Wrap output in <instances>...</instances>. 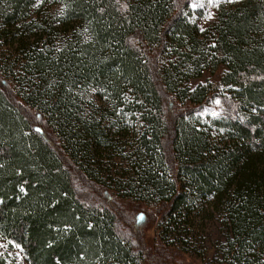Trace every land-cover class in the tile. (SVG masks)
<instances>
[{
	"label": "trees",
	"instance_id": "trees-1",
	"mask_svg": "<svg viewBox=\"0 0 264 264\" xmlns=\"http://www.w3.org/2000/svg\"><path fill=\"white\" fill-rule=\"evenodd\" d=\"M178 3L0 0V41L17 56L0 62V240L28 264H146L101 197H78L72 170L123 203L160 206L161 247L194 253L213 210L221 264H264V0L221 4L203 31ZM211 96L222 114L201 112ZM166 98L181 106L172 120ZM108 153L125 160L119 181L100 178Z\"/></svg>",
	"mask_w": 264,
	"mask_h": 264
},
{
	"label": "rangeland",
	"instance_id": "rangeland-1",
	"mask_svg": "<svg viewBox=\"0 0 264 264\" xmlns=\"http://www.w3.org/2000/svg\"><path fill=\"white\" fill-rule=\"evenodd\" d=\"M233 1L237 0H212L211 3L209 0H179L177 10L183 9L184 4H187L193 22L200 30H204L215 21L218 7L221 4L231 3ZM193 4L198 6L193 7ZM199 5H203V7ZM44 10L51 13L54 17L59 11V8L54 5H47L44 6ZM209 13H211V16H209ZM59 38L62 39L61 33ZM132 44L141 47L140 41L136 38L132 41ZM4 58L16 60L17 56L11 48H8L6 43L0 41V62L4 61ZM21 60L22 58L17 61L16 71H19L20 63H22ZM221 72L222 69L215 74L204 72L200 78L192 79L189 82V87L193 89L198 85L207 83L215 85L220 78ZM0 81L5 89H8L7 91L9 93L11 88V85L8 84L9 82L1 78V76ZM216 101H219V103ZM165 103L166 117L168 120H172V118L177 115V111L180 110L181 106L177 105L173 100L171 101L170 98H166ZM224 111V102L217 96H211V98L201 106V112L209 115H213V113H215V115L222 114ZM26 113L33 126H40L46 131L43 127L44 122L42 119H38L31 111H26ZM45 135L47 139H50L47 132ZM125 140L126 141L121 142L122 145L119 146L118 150H123V154L127 155L130 152L128 145L134 143L133 134H130L128 139ZM165 151L168 158L171 159L168 141L165 142ZM106 158L103 169L105 168L108 173L101 174L100 178L104 180L103 177H106L109 178L110 181H119V176L123 174L121 171L125 168V160L119 157V154L110 153L106 155ZM69 168L72 169L70 166ZM72 173L73 184L78 197L82 201L91 204H95V202L98 201L97 198L101 197L102 204L104 202V204L110 207L117 215V231L129 239L136 250H140L143 253L146 264H221L222 257L219 255V248L220 245L225 242L227 236L221 222L220 214L217 211L209 210L208 214L204 215L205 220L203 223H201L198 228L193 229L192 241H189V246H192L188 248L190 251H194V253L188 254L189 256L184 255L172 248L160 246L157 227L163 212L160 206L123 203L92 183H87L81 176L76 175L73 170ZM141 214H143L144 217L142 220L139 218ZM176 246L177 245L174 247ZM0 264H28V262L18 247L8 245L3 240H0Z\"/></svg>",
	"mask_w": 264,
	"mask_h": 264
},
{
	"label": "snow or ice",
	"instance_id": "snow-or-ice-1",
	"mask_svg": "<svg viewBox=\"0 0 264 264\" xmlns=\"http://www.w3.org/2000/svg\"><path fill=\"white\" fill-rule=\"evenodd\" d=\"M209 2L211 3L212 2V0H209ZM198 5H196V4H193V7H197ZM200 7H203V5H199ZM209 16H211V13H209ZM202 31H203V29H201ZM217 103H219V101H216ZM213 115H215V113H213ZM38 131H39V129H38ZM141 220L144 218L143 217V214H141L140 215V217H139ZM17 247H19V245H17Z\"/></svg>",
	"mask_w": 264,
	"mask_h": 264
}]
</instances>
